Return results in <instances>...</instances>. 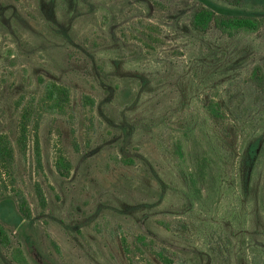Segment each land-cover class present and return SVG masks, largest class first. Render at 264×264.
<instances>
[{"label": "rangeland", "instance_id": "obj_1", "mask_svg": "<svg viewBox=\"0 0 264 264\" xmlns=\"http://www.w3.org/2000/svg\"><path fill=\"white\" fill-rule=\"evenodd\" d=\"M198 5L0 0V133L15 140V102L41 77L70 87L73 113L44 117L41 167L32 144L27 157L17 151L33 217L18 225L15 210L0 211L10 238L0 264H20L17 248L28 264H166L144 246L128 257L123 238L140 235L170 264H264V22L232 36L199 32ZM179 140L189 141L184 164ZM60 154L69 176L57 170ZM198 164L202 198L191 203L181 170Z\"/></svg>", "mask_w": 264, "mask_h": 264}, {"label": "trees", "instance_id": "obj_2", "mask_svg": "<svg viewBox=\"0 0 264 264\" xmlns=\"http://www.w3.org/2000/svg\"><path fill=\"white\" fill-rule=\"evenodd\" d=\"M226 1L230 2V5L221 4L215 0H198L199 5L193 11L190 20L191 27L199 32H207L212 27H215L223 34L232 36L240 31H257L263 25L264 10L257 11L256 9L259 6L256 8L254 6L255 10H249L239 5L247 1L249 3H258L264 9V0H235L233 3H231V0ZM85 99L87 104H94V99L91 97L86 96ZM15 108L18 111L15 140L6 132L0 133V211L9 207L15 210L17 214L16 222L21 225L25 220L32 219L33 211L27 195L17 185L15 169L17 151L22 157H27L32 144L37 166H42L40 137L42 121L46 115L73 117L71 89L64 83L41 77L39 78V90L30 96L22 94L15 102ZM204 108L218 123L225 119L226 115L218 102L210 100L205 103ZM13 141H15V144ZM188 145V140H185V142L179 140L177 143L178 149L176 151L182 164L187 161L185 151ZM56 167L63 176H69L71 173V161L63 154L59 155ZM201 172L199 164L197 166H188L181 170L188 185L187 196L191 203L202 198ZM34 187L39 204L44 209L47 206L45 191L39 182H36ZM138 239V243L132 244L127 238H123V247L128 257L131 258L132 255L138 252L144 253L145 250L142 248L144 246L164 263H171L162 250L152 246L153 244L146 236L140 235ZM0 243L5 247L10 245L8 232L1 221ZM53 245L59 250V246L54 241ZM14 258L20 264H28L21 248L15 250Z\"/></svg>", "mask_w": 264, "mask_h": 264}]
</instances>
